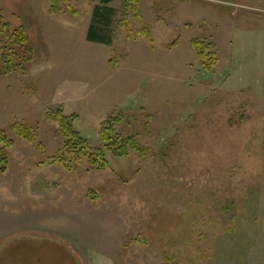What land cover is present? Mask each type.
<instances>
[{
    "label": "rangeland",
    "instance_id": "1",
    "mask_svg": "<svg viewBox=\"0 0 264 264\" xmlns=\"http://www.w3.org/2000/svg\"><path fill=\"white\" fill-rule=\"evenodd\" d=\"M123 5L0 0V136L13 142L0 264H31L50 244L47 264H264V0ZM93 25L108 43L88 39ZM19 26L31 53L15 56L7 34ZM195 40L216 53L213 73ZM12 52L22 66L4 75ZM59 110L104 150L106 170L58 162ZM109 120L115 140L145 153L115 157L101 137Z\"/></svg>",
    "mask_w": 264,
    "mask_h": 264
},
{
    "label": "trees",
    "instance_id": "2",
    "mask_svg": "<svg viewBox=\"0 0 264 264\" xmlns=\"http://www.w3.org/2000/svg\"><path fill=\"white\" fill-rule=\"evenodd\" d=\"M54 2L55 0H51ZM102 4L108 5L116 0H99ZM128 1H130L129 4ZM138 0H124L123 9L124 12H127L130 8V5H133L134 7H137ZM127 10V11H126ZM100 21L102 24L107 25L106 21L108 20V17L106 15H102L99 13V11L96 12L94 21ZM0 24L1 30L4 29L6 26V22L3 21L0 17ZM3 34V31H0V34ZM4 35V34H3ZM8 40L11 41V44L18 48V52L15 54V56H19L21 53V50H24L23 52L31 53V51L27 47L28 42V35L25 27L19 26L18 29H16L12 34H7ZM88 39L92 41L101 42L102 44L108 43L106 40V37L104 34L97 32L94 25L90 28ZM175 45V44H172ZM193 49L197 52L198 57L201 62L202 69L205 72L213 73L216 69V66L218 64V58L216 56V53L211 50V45L205 42L201 41H193L192 43ZM11 49V48H10ZM13 51V47L11 49ZM6 61L5 64L7 66V70L4 72V75L11 74L14 70L18 69V67L22 66V63L16 65L14 64L12 58H14V52L12 54L6 55ZM0 59H2L0 57ZM30 59L27 60V62ZM75 116L67 117L65 116L62 111H57L55 113V117L52 120L59 121L60 123V131L65 137V142L63 144V147L60 150V157L58 158V162H60L65 169L72 172L76 170V168L81 165L83 160H87V162L90 164V166L96 170L103 171L106 170L109 166V162L106 159L105 152L102 148H96L91 149L89 146V143L86 139H84L79 132H77L74 128V121ZM12 131L16 133L18 138L25 142H32L33 134L31 132V129L27 128L25 125L16 123L11 127ZM114 132V127L111 124V121H107L103 124L102 130H101V137L104 141V143L107 144L108 150H110L115 157H126L129 153V150H132L136 153H139L143 155L145 153V149L141 147L134 138H129L126 140V142H123L121 138L117 137V140H115L111 135ZM0 143L3 145V148L0 149V174L4 173V170L6 169V163H7V149L13 146V142H7L6 137L2 134L0 136ZM45 247L51 248V244L49 246H42L40 247L41 250L35 251L34 253L37 254L38 258H35V260L31 261V264H47V255H46V249ZM57 252L64 253L62 247L57 248ZM56 252L53 250V253ZM66 254V253H64ZM31 258V255H30ZM32 259V258H31ZM22 262H26L25 260ZM163 264H171L169 259L165 258V262Z\"/></svg>",
    "mask_w": 264,
    "mask_h": 264
}]
</instances>
